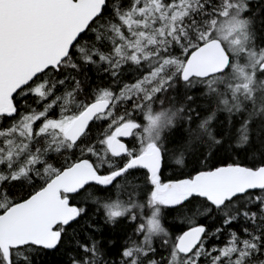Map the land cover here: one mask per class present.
<instances>
[{
    "label": "snow or ice",
    "instance_id": "snow-or-ice-1",
    "mask_svg": "<svg viewBox=\"0 0 264 264\" xmlns=\"http://www.w3.org/2000/svg\"><path fill=\"white\" fill-rule=\"evenodd\" d=\"M53 257L264 264V0H0V264Z\"/></svg>",
    "mask_w": 264,
    "mask_h": 264
},
{
    "label": "trees",
    "instance_id": "trees-1",
    "mask_svg": "<svg viewBox=\"0 0 264 264\" xmlns=\"http://www.w3.org/2000/svg\"><path fill=\"white\" fill-rule=\"evenodd\" d=\"M177 170L174 168H165L163 171V178L168 179V178H175ZM53 264H55V257L52 258Z\"/></svg>",
    "mask_w": 264,
    "mask_h": 264
}]
</instances>
